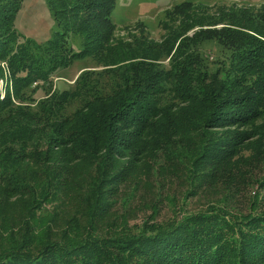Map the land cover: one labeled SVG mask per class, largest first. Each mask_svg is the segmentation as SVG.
Segmentation results:
<instances>
[{
	"label": "trees",
	"instance_id": "16d2710c",
	"mask_svg": "<svg viewBox=\"0 0 264 264\" xmlns=\"http://www.w3.org/2000/svg\"><path fill=\"white\" fill-rule=\"evenodd\" d=\"M22 1L0 0V264H264V195L249 196L264 191V17L183 18L160 43L125 41L114 0H46L59 31L37 45L15 30ZM209 41L229 53L212 75ZM89 56L103 69L72 90L14 103ZM167 82L176 104L162 106Z\"/></svg>",
	"mask_w": 264,
	"mask_h": 264
},
{
	"label": "rangeland",
	"instance_id": "374dc122",
	"mask_svg": "<svg viewBox=\"0 0 264 264\" xmlns=\"http://www.w3.org/2000/svg\"><path fill=\"white\" fill-rule=\"evenodd\" d=\"M114 2V38L125 41H130L133 38L139 39L143 35L148 41L160 43L167 36L168 30L177 25V20L183 18L189 21L195 18L204 23H214L219 20L218 25L214 27L205 26L204 28L220 29L227 23L225 19H220L226 18V15L230 12L247 11L252 15L264 17V0H114ZM259 20L262 21V19ZM261 24L264 25V21ZM14 27L17 33L37 45L44 44L54 32L59 31L46 0H23L16 16ZM197 29L199 28L196 27L188 31L186 35L191 36ZM81 44L82 40L79 36L69 34L68 47L71 50L78 51L81 48ZM171 55L172 53L168 57H164L163 53L160 55L159 70L168 68ZM200 55L202 58V70L207 71L211 75L229 61L228 51L222 49L213 41L204 42L201 45ZM0 68L4 69L2 64ZM102 69L103 66L99 64V60L90 56L71 62L68 66L59 69L48 82L40 85L33 84L34 86L32 87L35 88H31L26 93V96L29 95L28 99L21 101L14 99V103L17 102L19 105L33 107L36 102L43 100L51 93L72 90L80 75L86 72H99ZM2 73L0 95L3 94L5 96L10 82L6 68ZM167 84L164 89L166 90L165 93L159 98V103L162 106L176 104L169 91V86L173 87V84L168 82ZM254 173H256V177L263 174L262 172L258 174L257 171H254ZM254 192H257L260 196L264 195V191L260 190L257 184H253L250 187L249 196L252 197ZM210 197L203 193L202 197L189 198L186 201L187 210L194 212L203 209L206 199ZM148 213L150 212L148 211ZM168 214L169 212L166 211V208H163L157 221L168 220L171 217ZM138 216L139 218L141 217L140 214Z\"/></svg>",
	"mask_w": 264,
	"mask_h": 264
},
{
	"label": "built area",
	"instance_id": "2783aa9c",
	"mask_svg": "<svg viewBox=\"0 0 264 264\" xmlns=\"http://www.w3.org/2000/svg\"><path fill=\"white\" fill-rule=\"evenodd\" d=\"M2 66L4 67V69L6 68L5 64L3 63ZM4 97V95H0V99H2Z\"/></svg>",
	"mask_w": 264,
	"mask_h": 264
}]
</instances>
